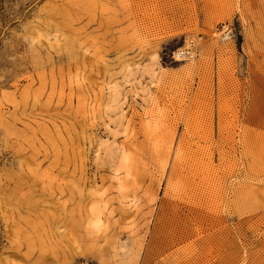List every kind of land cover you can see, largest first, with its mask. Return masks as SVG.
Masks as SVG:
<instances>
[{"label":"rangeland","instance_id":"374dc122","mask_svg":"<svg viewBox=\"0 0 264 264\" xmlns=\"http://www.w3.org/2000/svg\"><path fill=\"white\" fill-rule=\"evenodd\" d=\"M0 264H264V0H0Z\"/></svg>","mask_w":264,"mask_h":264}]
</instances>
